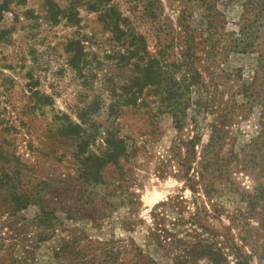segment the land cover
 <instances>
[{"label": "rangeland", "instance_id": "obj_1", "mask_svg": "<svg viewBox=\"0 0 264 264\" xmlns=\"http://www.w3.org/2000/svg\"><path fill=\"white\" fill-rule=\"evenodd\" d=\"M45 1L0 0V264H264V11L249 0L110 2L168 62L178 22L213 33L179 131L151 88L111 114L112 87L136 72L119 64L90 0H52L76 13L57 23ZM243 25L252 46L222 54ZM77 46L87 84L68 64ZM97 95L82 124L77 113ZM70 123L80 135L62 130ZM215 126L220 146L201 167ZM106 131L129 151L96 167Z\"/></svg>", "mask_w": 264, "mask_h": 264}, {"label": "trees", "instance_id": "obj_2", "mask_svg": "<svg viewBox=\"0 0 264 264\" xmlns=\"http://www.w3.org/2000/svg\"><path fill=\"white\" fill-rule=\"evenodd\" d=\"M112 0H90V10H93L99 14V18L102 21L105 29L110 32L111 40L116 43V51L114 53L119 57L118 62L121 66L131 67L135 75L127 82L123 87L119 89L115 86L112 87L111 95L117 97L116 101H111L110 112L116 113V106H136L141 94L147 88H151L150 91L153 96H156L158 101L165 105L172 115L174 125L181 131L185 125V113L186 101L189 98L185 95L191 92V87L200 84L198 79L201 78V74L196 67V60L198 59V50L203 44L210 42L213 38V33L210 31L204 32V30L194 27L191 29L190 25H186L185 22H178L176 29L179 40L178 59L174 61H167L165 59L164 47L159 52L152 53L148 50V42L146 36L138 31L129 20L128 17L123 16L121 12L113 5L110 4ZM214 0H194L196 4L208 7L212 9V2ZM251 5L258 6L261 11H264V0H249ZM249 3V2H248ZM45 6L48 11L49 18L54 23L59 22L62 18H65L68 22H74L76 20V13L73 9H61L52 0H46ZM3 10L7 7H4ZM248 26L243 25L239 37H235V33L231 32L228 37V42L225 48L222 49V54L227 49L235 51L240 50L245 53L248 48L252 46L247 42V37L251 27L247 30ZM201 33H197V31ZM172 31V29H171ZM173 32V31H172ZM203 34H206L204 37ZM175 37V36H173ZM204 37V38H203ZM203 38V39H202ZM215 51V47L211 46L208 53ZM70 57L68 64L76 72L78 77L84 80V84L88 83V63L85 59V53L82 47H76L75 49H69ZM190 90V91H189ZM32 92V96L37 98L39 103V97ZM44 98H48L43 96ZM185 97V98H184ZM41 98V97H40ZM41 102V101H40ZM100 99L98 95L93 100L92 104L82 108L77 113V118L82 124H85L90 119L91 115L89 111L95 109L98 111V105ZM42 104V102L40 103ZM68 117V116H66ZM69 118V117H68ZM62 130L67 134L80 135L78 132L81 127L78 124L70 123L69 125L62 124ZM220 128V129H219ZM215 126L210 136L209 142L204 149L202 156L201 167L210 165L214 160V157H210L211 153L215 151L216 146H220L217 143L222 140L221 128L223 126ZM84 131V129H83ZM104 143L106 144V154L104 157L95 158L96 167H100L107 162L117 164L120 157L127 154L129 151L126 140L121 137H117L114 133L106 131L104 135ZM197 137H193L188 142L190 144L189 150L196 155L195 145L198 142ZM214 155V153H212ZM208 156V157H207ZM90 158L84 159V163L89 162Z\"/></svg>", "mask_w": 264, "mask_h": 264}]
</instances>
